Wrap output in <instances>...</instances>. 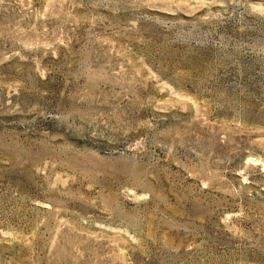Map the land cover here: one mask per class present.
<instances>
[{"label":"rangeland","instance_id":"374dc122","mask_svg":"<svg viewBox=\"0 0 264 264\" xmlns=\"http://www.w3.org/2000/svg\"><path fill=\"white\" fill-rule=\"evenodd\" d=\"M0 264H264V0H0Z\"/></svg>","mask_w":264,"mask_h":264}]
</instances>
